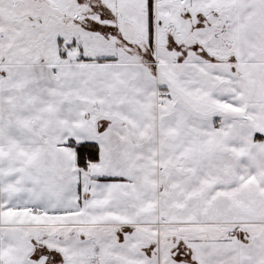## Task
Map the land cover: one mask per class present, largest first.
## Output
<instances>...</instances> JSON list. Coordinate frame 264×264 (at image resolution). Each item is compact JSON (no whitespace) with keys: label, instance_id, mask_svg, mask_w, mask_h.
Listing matches in <instances>:
<instances>
[{"label":"snow or ice","instance_id":"1","mask_svg":"<svg viewBox=\"0 0 264 264\" xmlns=\"http://www.w3.org/2000/svg\"><path fill=\"white\" fill-rule=\"evenodd\" d=\"M0 264H264V0H0Z\"/></svg>","mask_w":264,"mask_h":264}]
</instances>
